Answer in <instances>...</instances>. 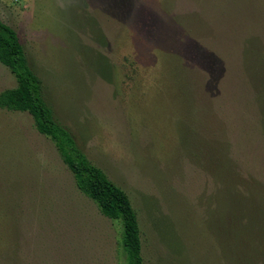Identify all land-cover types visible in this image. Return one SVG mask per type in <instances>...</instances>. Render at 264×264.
I'll use <instances>...</instances> for the list:
<instances>
[{"label":"rangeland","instance_id":"rangeland-1","mask_svg":"<svg viewBox=\"0 0 264 264\" xmlns=\"http://www.w3.org/2000/svg\"><path fill=\"white\" fill-rule=\"evenodd\" d=\"M0 21L128 196L144 264H229L233 184L264 185V0H0ZM16 85L0 63V93ZM121 231L32 117L0 110V264H126Z\"/></svg>","mask_w":264,"mask_h":264},{"label":"trees","instance_id":"trees-1","mask_svg":"<svg viewBox=\"0 0 264 264\" xmlns=\"http://www.w3.org/2000/svg\"><path fill=\"white\" fill-rule=\"evenodd\" d=\"M0 63L17 81L15 88L0 93V110L24 112L32 117L36 132L54 144L62 163L74 178L76 189L96 205L104 218L121 223V246L126 264H144L141 231L128 196L100 168L90 163L68 129L54 118L42 95L41 81L29 68L17 34L2 21ZM256 93L259 111L257 107L256 110L264 138V79ZM222 158L224 166L228 161ZM232 179L228 172L223 175V182ZM235 186L233 184L229 194L235 205L231 216L235 230L230 237L222 239L224 260L229 264H264V185L254 181L248 189L245 185H238L237 189ZM226 202L227 197L223 206Z\"/></svg>","mask_w":264,"mask_h":264}]
</instances>
